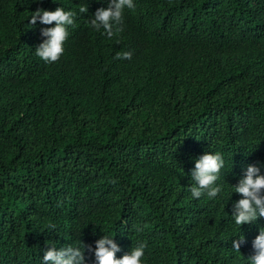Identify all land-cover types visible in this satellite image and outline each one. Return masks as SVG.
Segmentation results:
<instances>
[{"label":"trees","instance_id":"trees-1","mask_svg":"<svg viewBox=\"0 0 264 264\" xmlns=\"http://www.w3.org/2000/svg\"><path fill=\"white\" fill-rule=\"evenodd\" d=\"M108 2L0 0V264L84 245L96 264L104 235L141 264H250L264 217L232 212L247 167L264 175V0H133L111 37L90 25ZM58 7L74 25L46 63L55 25L30 18ZM206 153L221 190L195 198Z\"/></svg>","mask_w":264,"mask_h":264},{"label":"clouds","instance_id":"clouds-1","mask_svg":"<svg viewBox=\"0 0 264 264\" xmlns=\"http://www.w3.org/2000/svg\"><path fill=\"white\" fill-rule=\"evenodd\" d=\"M125 7L134 9L133 0H109L106 8L101 7L96 10L94 18L90 20L91 27L96 31L102 27L109 37L114 35V27L115 32L122 31V28L118 26L123 22ZM87 11V8L80 9L81 13ZM75 15L74 12L65 11L62 7L54 11L41 8L32 12L31 25H35L37 20L44 25H55L41 30V35L47 39L36 48V55L46 63L58 61L63 54V44L69 35L67 29L68 26L74 25ZM116 58L131 59V53H118ZM223 164V158L219 153H206L196 160L195 168L191 172L192 180L195 181L190 189L193 197L199 198L205 193L209 198L217 196L221 189L215 186V182L219 178ZM234 189V192L242 197L234 204L232 212L237 225L253 224L258 218L264 217V175L260 174L259 167L249 165L245 175L234 186ZM242 243H244L243 237L233 240V249L240 252ZM144 247L145 245L140 244L122 258L117 259L115 254L120 251V248L114 242V238L104 235L96 241L95 262L96 264H141ZM252 247L254 254L249 257L250 264H264V228L260 229L259 234L253 240ZM85 249L93 251L91 246L85 245L83 250L71 246L57 250L55 246H52L45 251L42 264H85Z\"/></svg>","mask_w":264,"mask_h":264}]
</instances>
